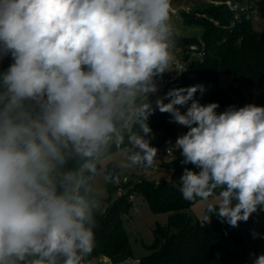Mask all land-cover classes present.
<instances>
[{
	"label": "clouds",
	"instance_id": "1",
	"mask_svg": "<svg viewBox=\"0 0 264 264\" xmlns=\"http://www.w3.org/2000/svg\"><path fill=\"white\" fill-rule=\"evenodd\" d=\"M172 0H0V264H84L104 197L98 167H152L149 118L188 130L183 199L231 227L264 211V106L206 105L203 85L159 93L173 67ZM165 100L168 102L165 103ZM189 102H191L189 104ZM186 106L185 111L181 108ZM253 238L260 234L253 231ZM264 264V253H250Z\"/></svg>",
	"mask_w": 264,
	"mask_h": 264
},
{
	"label": "trees",
	"instance_id": "2",
	"mask_svg": "<svg viewBox=\"0 0 264 264\" xmlns=\"http://www.w3.org/2000/svg\"><path fill=\"white\" fill-rule=\"evenodd\" d=\"M210 1L191 12L181 13L184 25L202 26L200 36H182L175 32L176 48L187 50L195 44L204 45L207 53L205 59L201 62L193 61L189 65L191 78L184 75L176 82L161 87L159 93L151 96L154 107L157 97H164L169 89L193 86L196 85L195 81L202 83L209 94L197 91L194 98L203 105L218 103V113L230 105L244 106L246 93L256 96V105L264 106V34L254 29L252 20L246 19L244 12L234 11L228 4L243 6L247 0ZM254 1L261 5L260 14L264 18V0ZM10 62V58H6L0 65V70ZM221 75L232 78L227 88L219 85ZM185 110L186 106L181 108L182 112ZM170 119V114L161 113L158 109L150 116L148 123L153 130L150 137L152 145L162 147L168 139L176 136L181 125L170 123ZM187 130L185 128L184 133ZM114 151L115 147L111 153ZM182 160L183 157L175 158L163 164L173 170L171 180L162 179L154 183L142 178L134 188L137 194L143 196L152 213L168 215L167 224L157 225L154 229V241L146 245L148 254L138 264H252L239 263L240 257L231 247L239 246L244 239L240 225L231 227L216 216H212L210 222L195 220L189 216L187 211L199 199L189 202L182 197L179 178L185 167H194L191 164L183 165ZM102 168L114 170L119 175L114 162ZM116 191V186L110 187L109 195L103 196L104 214L97 217L95 246L89 257L93 260L109 257L118 264L133 256L123 223V215L133 202L129 201L128 196L115 198L113 194ZM257 214L262 220V226L260 235L254 240L255 245L264 244V211ZM245 233L249 236L246 229Z\"/></svg>",
	"mask_w": 264,
	"mask_h": 264
},
{
	"label": "rangeland",
	"instance_id": "3",
	"mask_svg": "<svg viewBox=\"0 0 264 264\" xmlns=\"http://www.w3.org/2000/svg\"><path fill=\"white\" fill-rule=\"evenodd\" d=\"M211 2L210 0H176L172 2L171 17L172 24L175 32L182 36H200L202 33V26L188 27L184 25L183 19L181 17L182 12H191L194 8L203 6ZM256 13L253 15L252 25L254 29L260 34H264V18L260 14L261 5L255 9ZM239 12H242L239 10ZM239 14V13H236ZM173 56L180 57L182 50L179 48H173ZM170 73L166 74L164 77L168 76ZM185 76L191 78L190 72H186ZM232 82V78L227 75H221L219 85L223 88H227ZM196 85H203L202 83L195 81ZM204 86V85H203ZM204 94L208 95L209 90L204 86ZM256 104V96H250L246 93V104ZM245 104V105H246ZM185 127L180 126L176 136L167 140V142L160 147V151L157 155V160L155 165L157 170H153L149 167H118L124 157L121 153L114 151L107 158L101 161L102 167H105L108 163L114 162L119 169L118 179L110 183H104L103 175L96 181L97 184L101 186V191L104 197L109 195V188L113 186H118L120 181L126 177L132 183H136L139 178L148 180L150 182L158 183L162 179L171 180L173 170L169 167L164 166V163H169L174 159L177 151L174 147L176 138L184 134ZM174 149V156H168L167 151ZM116 198V194H113ZM206 202L199 200L191 209L187 211L190 217L199 221H206L205 216ZM256 218L262 223L260 216L254 213L247 222H240V227L243 230V241L239 246L231 245V247L236 251L240 257L239 263L252 262L250 253H255L256 255L264 253V244H254V238L246 235L245 228L249 225L251 219ZM168 215L166 214H154L152 213L147 202L141 194H136L133 201V205L130 209L123 215V223L127 231L130 244L133 250V256L125 262V264H138L139 261L148 254L146 245H150L154 241V229L157 225L165 226L167 224ZM109 257H103L97 260L98 264H107L106 259Z\"/></svg>",
	"mask_w": 264,
	"mask_h": 264
},
{
	"label": "built area",
	"instance_id": "4",
	"mask_svg": "<svg viewBox=\"0 0 264 264\" xmlns=\"http://www.w3.org/2000/svg\"><path fill=\"white\" fill-rule=\"evenodd\" d=\"M228 4L232 8V10H234V11L241 10L242 12H244L245 17L248 20L253 19V15L256 13L255 9L257 8V6L259 7V4H257L254 0H247L245 5H243V6H237V5L232 6L231 3H228ZM237 13H239V12H237ZM236 19H237V16H236ZM206 54L207 53H206L204 45L195 44V45L190 46L187 50H182V54L179 58L174 57L173 67H179L180 65H183V69L186 71L183 72L182 74H179V75L177 74L176 71H173L168 76L163 77V81L160 83V88L164 87L165 85L174 83L177 80H179L180 78H182L186 74V72L189 71V65L193 61H200V62L203 61L206 57ZM152 146L158 148V152L160 151V147L155 146V145H152ZM174 152H175L174 149L168 150L167 155L172 157V156H174ZM181 157L182 156H181L180 152H178L177 154H175L174 159L175 158H181ZM150 168H152L153 170H157V167L155 164H154V166H152ZM141 181H142V178H139L136 183H132L128 178L124 177L117 186L116 196L118 198L128 196L129 201L133 202L135 199V196L137 194L136 191L134 190V188ZM261 226H262V223H260V221L258 219L253 218L250 220L249 225L246 226L245 229H246V232L249 235V237L253 238V235H252L253 231H255L256 233H259ZM256 238H254V239H256ZM100 259H99V261H100ZM125 262L118 263V264H125ZM106 263L107 264H116L110 258L106 259ZM84 264H98V263H97V260L91 259L88 255L84 259Z\"/></svg>",
	"mask_w": 264,
	"mask_h": 264
},
{
	"label": "water",
	"instance_id": "5",
	"mask_svg": "<svg viewBox=\"0 0 264 264\" xmlns=\"http://www.w3.org/2000/svg\"><path fill=\"white\" fill-rule=\"evenodd\" d=\"M202 19H205V17H202Z\"/></svg>",
	"mask_w": 264,
	"mask_h": 264
},
{
	"label": "crops",
	"instance_id": "6",
	"mask_svg": "<svg viewBox=\"0 0 264 264\" xmlns=\"http://www.w3.org/2000/svg\"><path fill=\"white\" fill-rule=\"evenodd\" d=\"M173 2H176V0H174Z\"/></svg>",
	"mask_w": 264,
	"mask_h": 264
}]
</instances>
